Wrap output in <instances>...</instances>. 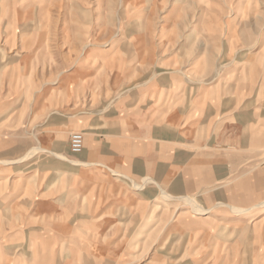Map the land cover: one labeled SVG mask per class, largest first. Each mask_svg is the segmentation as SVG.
<instances>
[{
	"label": "rangeland",
	"instance_id": "rangeland-1",
	"mask_svg": "<svg viewBox=\"0 0 264 264\" xmlns=\"http://www.w3.org/2000/svg\"><path fill=\"white\" fill-rule=\"evenodd\" d=\"M164 115L174 153L226 149L230 174L178 194L84 159L92 128ZM263 202L264 0H0V264H264Z\"/></svg>",
	"mask_w": 264,
	"mask_h": 264
},
{
	"label": "crops",
	"instance_id": "crops-1",
	"mask_svg": "<svg viewBox=\"0 0 264 264\" xmlns=\"http://www.w3.org/2000/svg\"><path fill=\"white\" fill-rule=\"evenodd\" d=\"M81 70H84V73H80ZM90 72L91 71L88 70L87 67L82 69L79 66L76 70L77 76L81 78H87L95 73ZM140 99H142V97ZM154 105H157L156 101H154ZM164 116L167 117V115ZM164 116L161 118L152 117L149 120L151 124L142 121L137 131H130L123 136H117L114 129H106L105 132H100L98 128L93 129L91 127L92 125H90L93 124V120L89 117L83 118V116H81L80 119H75L73 122L75 127L81 125L82 127L86 126L92 128L88 131V149L84 159H96L101 166H115L138 179L152 176L157 179L156 181L159 184H170L171 191L175 193H198L206 187H210L209 185L215 180L227 177V174L231 171L228 172L229 169L227 165L230 160L227 158L226 149L220 150L218 153L205 150L201 152L180 151L174 153V144L171 143L173 142L174 135L169 133H174V116L172 115V117H170L169 115L166 119H164ZM68 124L70 123L68 122ZM111 126H114V124L112 123ZM86 127H84V129H86ZM54 130L60 133L67 132V134L69 133L68 131H70V129L68 130L67 127L64 128L63 126H58ZM147 131H149V133ZM158 132L163 136L170 135V138H165L171 141L161 144L159 141L162 140H159ZM70 136L71 134L69 135V139ZM171 136L173 137L171 138ZM245 136L248 137L244 138ZM251 138V134L248 133L243 134L242 138H235L233 141L228 140V142H231L228 143L229 145H240L238 148H235L233 152V161H235L236 164H240L242 156L245 154L243 148L250 151V146L252 144ZM175 155L176 158L174 157ZM55 156L59 157V153L55 154ZM59 158L63 159L62 157ZM82 160H79L78 163H81L80 165H85L86 161ZM74 164L77 163L74 162ZM180 165L185 168L179 169ZM236 170L239 169L236 168ZM239 177L248 183V192L252 194L250 199L254 201L255 198L253 196L260 190V188H258L259 184H256L257 188L252 186L253 181L249 180L252 177L250 171L243 172ZM236 188L242 191V187L236 186ZM218 192L222 193L223 190Z\"/></svg>",
	"mask_w": 264,
	"mask_h": 264
},
{
	"label": "built area",
	"instance_id": "built-area-1",
	"mask_svg": "<svg viewBox=\"0 0 264 264\" xmlns=\"http://www.w3.org/2000/svg\"><path fill=\"white\" fill-rule=\"evenodd\" d=\"M85 145V136L81 131H75L70 136V148L73 153H80L83 151Z\"/></svg>",
	"mask_w": 264,
	"mask_h": 264
},
{
	"label": "bare ground",
	"instance_id": "bare-ground-1",
	"mask_svg": "<svg viewBox=\"0 0 264 264\" xmlns=\"http://www.w3.org/2000/svg\"><path fill=\"white\" fill-rule=\"evenodd\" d=\"M74 162H76V161H74ZM76 163H78V162H76ZM148 181H149V179L146 178L143 183H135L134 182L135 188H137V189L142 188ZM163 194H164V196H166L168 198L172 197L171 194L166 193V191H164ZM181 198L186 200V201H188V202H190L192 204V206H193V208H194L196 213H198V214L207 213L206 212L207 210L205 211V208L201 207L193 198H191L189 196H181ZM238 209L239 208H236V207L234 208L235 211L238 210Z\"/></svg>",
	"mask_w": 264,
	"mask_h": 264
}]
</instances>
